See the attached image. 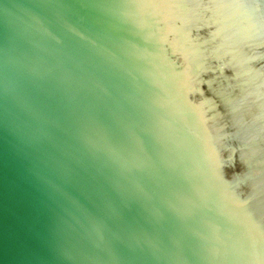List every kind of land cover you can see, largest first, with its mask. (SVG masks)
I'll return each instance as SVG.
<instances>
[{
    "label": "water",
    "instance_id": "1",
    "mask_svg": "<svg viewBox=\"0 0 264 264\" xmlns=\"http://www.w3.org/2000/svg\"><path fill=\"white\" fill-rule=\"evenodd\" d=\"M0 264H264V0H0Z\"/></svg>",
    "mask_w": 264,
    "mask_h": 264
}]
</instances>
